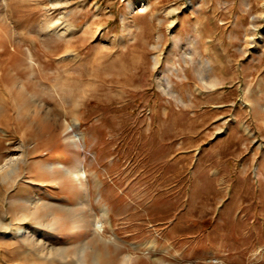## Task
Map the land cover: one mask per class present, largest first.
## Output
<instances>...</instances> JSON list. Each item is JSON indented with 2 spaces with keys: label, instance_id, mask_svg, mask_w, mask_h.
I'll list each match as a JSON object with an SVG mask.
<instances>
[{
  "label": "rangeland",
  "instance_id": "1",
  "mask_svg": "<svg viewBox=\"0 0 264 264\" xmlns=\"http://www.w3.org/2000/svg\"><path fill=\"white\" fill-rule=\"evenodd\" d=\"M130 1L0 0V264H264V0Z\"/></svg>",
  "mask_w": 264,
  "mask_h": 264
},
{
  "label": "bare ground",
  "instance_id": "2",
  "mask_svg": "<svg viewBox=\"0 0 264 264\" xmlns=\"http://www.w3.org/2000/svg\"><path fill=\"white\" fill-rule=\"evenodd\" d=\"M129 5L134 9V10H137V9H139V11H146L148 8H149V6H150V4L148 3V2H146V1H141V0H132V1H130L129 2ZM138 11V10H137ZM51 26V25H50ZM56 26V25H55ZM52 27V26H51ZM52 29H54V30H56L55 29V27L54 28H52ZM72 56V53H71V51H68L67 53H66V56ZM74 56V55H73ZM75 125V124H74ZM76 126V125H75ZM14 158V157H13ZM16 159V158H15ZM15 159H8L6 162H5V164L3 165V166H0V172H2L3 174L4 173H6V174H8V175H11V174H13V173H17V171L20 169V166H19V163L15 160ZM55 163H53V165H54ZM53 165H50V166H53ZM56 165H61V167L62 168H64V166H63V164H61L60 162H58V164H56ZM68 170V169H67ZM69 172H71L72 174L73 173H75V174H77L78 172H80L81 171V168H74V169H71L70 168V170H68ZM82 173H84V171H82ZM4 177V176H3ZM36 202H39L40 200H42L41 199V197H40V195L39 196H37L35 199H34ZM101 223V222H100ZM100 228H102V227H100Z\"/></svg>",
  "mask_w": 264,
  "mask_h": 264
},
{
  "label": "built area",
  "instance_id": "3",
  "mask_svg": "<svg viewBox=\"0 0 264 264\" xmlns=\"http://www.w3.org/2000/svg\"><path fill=\"white\" fill-rule=\"evenodd\" d=\"M70 130L76 134L77 136V133H76V127L73 126V125H70ZM79 138V136H77V139ZM209 262H212L214 264H220V263H223V260L221 257H212L208 260Z\"/></svg>",
  "mask_w": 264,
  "mask_h": 264
},
{
  "label": "crops",
  "instance_id": "4",
  "mask_svg": "<svg viewBox=\"0 0 264 264\" xmlns=\"http://www.w3.org/2000/svg\"><path fill=\"white\" fill-rule=\"evenodd\" d=\"M30 51H31V50H30ZM31 52L33 53V51H31ZM43 53H44V52H43ZM44 54H46V53H44ZM34 55H35V54L33 53V56H34ZM19 166H20V165H19ZM239 263H240V262H239ZM239 263H238V264H239Z\"/></svg>",
  "mask_w": 264,
  "mask_h": 264
}]
</instances>
